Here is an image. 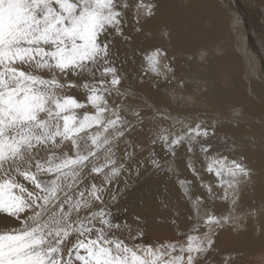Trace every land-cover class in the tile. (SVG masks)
<instances>
[{
  "label": "snow or ice",
  "instance_id": "1",
  "mask_svg": "<svg viewBox=\"0 0 264 264\" xmlns=\"http://www.w3.org/2000/svg\"><path fill=\"white\" fill-rule=\"evenodd\" d=\"M154 8L151 0H0V264H199L212 248V231L235 219L231 212L202 214L204 199L193 198L191 181L181 180L196 218L193 229L177 233L183 239L139 246V227L133 234L127 221H113L120 180L135 157L128 147L135 146L126 141L134 125L121 115L128 109L110 99L126 95L112 49L117 37L128 39L130 10L138 24ZM164 55L159 48L145 54V71H171ZM177 123L180 130H162L151 143L172 156L178 146L189 153L198 147L203 170L223 195L212 184L201 187L209 199L234 206L247 167L207 143L214 129ZM201 227L208 231L200 234Z\"/></svg>",
  "mask_w": 264,
  "mask_h": 264
},
{
  "label": "bare ground",
  "instance_id": "2",
  "mask_svg": "<svg viewBox=\"0 0 264 264\" xmlns=\"http://www.w3.org/2000/svg\"><path fill=\"white\" fill-rule=\"evenodd\" d=\"M151 2L155 5L154 14L141 16L137 24L134 10H130L124 29L128 39L117 37L115 40L112 58L122 77L120 90L127 96H135L138 103L148 104L145 109L151 112L152 108L159 110L162 106L173 111L175 108L182 115L174 117V113L155 112L157 115L154 114L153 119L157 125L147 130L149 122L142 116L143 107L140 117L136 118L126 114L135 108L125 104V95L111 98L128 109L121 115L134 125L126 137V141L135 146L128 147L129 152H135L130 168L131 173L137 170L140 173V178L134 180L130 179L131 173H125L121 178L119 188L123 191L119 202L111 208L113 221H127L133 227V234L139 227L143 237L133 241L139 246L175 240L177 232H188L193 224L189 219L192 217L190 201L180 185L181 180L191 181L194 184L190 188L193 198L199 195L204 199L202 214L211 211L221 216L231 212L235 218L212 231L213 245L207 253L211 257L214 255L218 264H240L245 260L251 264L253 260L249 263V257L255 251L257 256L253 264H264V141H261L264 135L260 133L264 131V0ZM243 2L250 6L251 25L241 5ZM248 26L260 38L261 49ZM157 48L165 53L162 64L171 69H161L170 79L161 86L156 81L157 75L145 71L144 55ZM145 79L150 81L142 82ZM183 84L188 85V91ZM157 87L161 88L160 93ZM71 94L83 99V94L75 89ZM227 110L236 117L235 120L224 121ZM203 111L208 116L204 118L203 126L214 129L215 133L210 134L207 143L222 156L239 160L249 171L238 186L234 206H230V200L209 199L201 187V181L212 184L213 192L223 195L222 190L215 187V176L203 170L205 161L198 147L189 153L186 146H178L172 156L161 149L159 142L153 145L152 135L148 136L151 131L180 130L183 125L177 121L194 126L199 123L197 113ZM126 147L127 143H120L117 155L122 157ZM150 152L155 155L150 156ZM145 155L151 160L156 159L159 164H167L164 173H147L149 168L140 163ZM189 162L200 173L199 179L188 168ZM161 168L163 165L158 169ZM133 217H139V222ZM4 226L5 222L0 220V227ZM207 231L204 227L199 229L200 234ZM203 258L199 264H206Z\"/></svg>",
  "mask_w": 264,
  "mask_h": 264
},
{
  "label": "rangeland",
  "instance_id": "3",
  "mask_svg": "<svg viewBox=\"0 0 264 264\" xmlns=\"http://www.w3.org/2000/svg\"><path fill=\"white\" fill-rule=\"evenodd\" d=\"M242 6H243V8L245 9V11L247 12V19H248V24L249 25H251L250 24V22H251V20L249 19V14H248V10L250 9V6H249V4H247L246 2H243L242 4H241ZM240 23H241V26L243 27V25H242V21L240 20ZM245 25H246V27H247V23L245 22L244 23ZM249 27V26H248ZM250 28V27H249ZM251 29V28H250ZM139 31H140V29H139ZM158 31V30H157ZM251 33H252V36L254 37V39L256 40V42H257V47H259L260 49H261V43H260V38L256 35V34H254L255 32H253L252 31V29H251ZM154 37V36H153ZM246 39H247V37H246ZM158 41V40H157ZM224 41H226V40H223L222 42H224ZM158 43H159V41H158ZM220 43H221V40H220ZM246 45H248V43L246 44ZM251 49H249V51H250ZM168 52V51H167ZM170 52V51H169ZM256 54V53H255ZM257 55V54H256ZM170 59H173V57H171ZM145 65V64H144ZM260 68V67H259ZM218 71V70H217ZM168 75V74H167ZM157 77H158V79H156V81H158L159 82V86H161L162 84H164V83H166V82H169L170 81V79L168 78L169 76H164V75H161V76H158L157 75ZM172 77V76H171ZM264 80V79H263ZM147 81H150L149 79H145L144 81H142V82H147ZM120 87V86H119ZM183 87H185V89L188 91L189 90V87H188V85H184L183 84ZM158 89L160 88V87H157ZM161 92V88L159 89V93ZM82 93V92H81ZM83 94V93H82ZM81 94V95H82ZM80 95V96H81ZM126 97V99H127V101H125V102H127V103H125L126 105H128L129 107H133V108H135V110H133V111H131V113L130 114H128L127 112H126V114L127 115H134V112L135 111H139V113L142 111V110H144V113H142V116L143 117H145V118H147V120H148V129L147 130H150L151 128H153V127H155V125H157V123H155L156 121L153 119V118H155V116H154V114H156L157 112L159 113V114H164V113H166V114H170V115H173V113H174V117L175 116H181L182 114L180 113L181 111H177L175 108H174V111L173 110H171V109H168V108H163L162 106H160L161 108L158 110V109H156L155 108V110L152 108V112L150 111V110H148V109H145L146 108V106L148 105H146L145 106V102L143 103V101L142 102H140V103H138V99L135 97V96H133V95H131V97L130 96H127V95H125ZM83 97V96H82ZM130 97V98H129ZM111 99V98H110ZM122 101V100H121ZM130 104H131V106H130ZM142 107H143V109H142ZM137 108V109H136ZM142 109V110H141ZM154 111V112H153ZM165 111V112H164ZM123 112V111H122ZM156 112V113H155ZM179 112V113H178ZM176 113V114H175ZM200 113V114H199ZM189 114V113H188ZM187 114V115H188ZM157 115V114H156ZM196 115V114H195ZM207 115V113L205 112V111H203V113L202 112H198L197 113V115H196V117H197V121L199 122V123H202L203 124V120H204V118L205 117H208V116H206ZM186 116V115H185ZM201 116V117H200ZM225 116H226V118H225V120L224 121H226L227 119L228 120H235L234 118H236L235 116L233 117V115H231V112L229 111V110H227V111H225ZM137 118V117H136ZM145 132H148V131H145ZM264 131L262 130V131H260V133H261V135L263 134L264 135V133H263ZM158 134H160L158 131L156 132V133H154V132H150V134L148 135L149 137L152 135V138H155ZM261 139V138H260ZM261 141H264L263 140V138L261 139ZM159 144V146L161 147V149L163 150V151H165L163 148H162V146H161V144L160 143H158ZM140 149H141V147H139ZM147 153H149V152H147ZM145 156H146V158H145ZM144 157H143V161H142V164H144V165H146L145 166V168H149L148 169V171H147V173H151V175H157V174H160V171L162 172V171H164L165 169L164 168H167V164H163V163H160V165H163V169L161 168V169H158L157 167H155V166H153L152 165V163H151V158L149 157V155H145ZM167 163H168V161H167ZM169 164V163H168ZM141 165V164H140ZM157 168V169H156ZM155 169V170H154ZM153 170V171H152ZM157 171V172H156ZM137 172H138V170H137ZM137 172H133V173H131V175H130V179H137V178H140V173L139 174H137ZM162 173H164V172H162ZM196 185V184H195ZM191 186H194V184L191 182V185H190V188H191ZM121 194H122V191L119 193V197L121 196ZM188 204H189V206H190V208H191V216L194 218H192V222H193V224L190 226L191 228L190 229H193L194 227H195V225H196V218H195V216H194V210H193V207H192V204H191V202H188ZM178 233V232H177ZM181 233H183V232H181ZM176 239H178V236H176ZM179 239H183V237H179ZM253 253H252V256L251 257H249L250 259H249V263H251V260H253V262L251 263V264H253L254 263V261H255V259L254 258H256V256H257V252H255V251H252ZM207 254V256H205L203 259L205 260V263L206 264H211V263H214V264H218V261L219 260H215L216 258H214V255L211 257V254H209V253H206ZM254 256V257H253ZM207 257V258H206ZM210 257V258H209ZM214 258V259H213ZM209 259V260H208ZM223 261L225 260V259H222ZM226 261V260H225ZM210 262V263H209ZM240 264H248L247 263V261L245 260V261H243L242 263H240Z\"/></svg>",
  "mask_w": 264,
  "mask_h": 264
}]
</instances>
